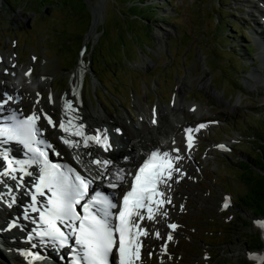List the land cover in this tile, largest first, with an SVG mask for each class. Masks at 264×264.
<instances>
[{"label": "rangeland", "instance_id": "obj_1", "mask_svg": "<svg viewBox=\"0 0 264 264\" xmlns=\"http://www.w3.org/2000/svg\"><path fill=\"white\" fill-rule=\"evenodd\" d=\"M84 1L0 0V52L4 57L16 53L20 65L36 54L32 75L36 78L41 67L53 73L56 95L70 87V71L83 62L87 103L114 114L129 109L137 119L139 101L149 116L160 101L173 105L183 83L187 110L183 125L174 121L178 132L199 119L197 110L215 121L198 133L187 175L172 194L168 211L179 227L163 264H260L243 253L260 228L241 202L252 188L238 162L251 161L264 137V62L257 41L264 40V1L104 0L99 37L88 42L92 2L98 0ZM83 43L89 46L81 55ZM48 92L43 98L52 96ZM190 102L200 108L193 112ZM19 106L30 109V98ZM223 141L231 151L216 147ZM226 191L233 200L225 209ZM245 218L249 222L241 224ZM263 247L249 251L261 257ZM143 257L144 264H161L155 253Z\"/></svg>", "mask_w": 264, "mask_h": 264}, {"label": "snow or ice", "instance_id": "obj_2", "mask_svg": "<svg viewBox=\"0 0 264 264\" xmlns=\"http://www.w3.org/2000/svg\"><path fill=\"white\" fill-rule=\"evenodd\" d=\"M31 71L29 69L25 75L30 76ZM4 72L7 75L8 69L5 68ZM11 74L15 75L14 72ZM72 95H76L75 90ZM10 103H20L19 93L0 92V113H8L0 126V184L6 189L0 192V203L9 209L14 207L18 200L14 189L29 198L23 209V219L31 220L35 225L32 229L34 235L27 237L29 243L35 236L57 250L68 248L70 264H144V240L150 235L163 239L160 229L155 226L161 220L167 221L169 212L166 206L172 204L173 185L187 175L181 167L186 156L181 154L180 148L162 150L154 147L143 153L142 160L125 155L122 157L123 166L114 158L93 156L95 148L105 153L113 150L109 131L105 127L89 133L87 125L80 122L79 109L74 107L72 100L65 98V115L58 125L63 135L59 139L72 150L76 164L87 173L84 175L69 163L50 159V153L56 157L61 153L46 136L40 121L43 115L47 124L56 128L52 116L38 114L35 110L24 115L22 110L8 107ZM191 110L196 111L195 107ZM155 117L153 109L152 124L156 123ZM207 126L200 123L195 128L184 129L187 155L190 156L195 147V134ZM115 132L122 134L119 127ZM13 144L19 147V155ZM216 147L231 151L225 144ZM81 149L86 150L87 162L82 159ZM90 165H95L99 171L93 174ZM9 180L14 183L9 184ZM97 180H106L107 188L96 190ZM228 206L226 201L223 207ZM18 227L17 219H13L6 229L0 230L11 231ZM166 227L174 232L179 225L166 223ZM260 227L264 228V223H260ZM166 240L173 241L172 232L167 233ZM161 248L167 255L168 244H162ZM21 255L27 259V264L42 260L39 253L27 249ZM253 259L264 264V257L253 256Z\"/></svg>", "mask_w": 264, "mask_h": 264}, {"label": "bare ground", "instance_id": "obj_3", "mask_svg": "<svg viewBox=\"0 0 264 264\" xmlns=\"http://www.w3.org/2000/svg\"><path fill=\"white\" fill-rule=\"evenodd\" d=\"M104 3H105L104 0H98L92 2L93 5L92 25L86 37L87 42L90 39L92 38L95 39L97 37V27L99 25V22L102 20L104 16V11H103ZM257 41L260 43V46L264 48V40L261 41V39H258ZM261 55L264 59V53H261ZM0 57L3 58V62L0 63V82H2L0 83V92H3L5 90L9 91L12 94L18 92L21 98L27 96V94H30L34 99L33 110L37 111L38 114L42 115L43 113H47L50 116H53V114L51 113L57 114V116L55 117V123L57 125L56 128H53L52 126L48 125L42 115L41 120L43 121V128L46 131V133L50 136V141L53 143L55 148L61 154H65L67 160L71 164L75 165L77 170L81 171L84 175H87V173H84L83 168L80 165L76 164L75 160L73 159L72 150L68 149L59 139V137L63 135V133L59 130L58 125L61 119L65 115L63 111L65 98L72 100L74 103V107L79 109L78 115L82 117V120L80 122L87 125V131L89 133H91L96 128H105V127L109 131L113 143V150L105 153L103 152V150L95 148L92 150L93 156L98 155L101 159L114 158L117 161V163L123 166L125 162L122 159V157L125 155L133 157L137 160H142L144 158L143 153L146 150H152L154 147H159L163 149L178 147L180 148L181 154H184L186 156V158L181 162V167L183 170H189L188 163L186 160L189 155H187L186 147L185 149L181 148L180 143L183 141V137L178 133L179 128L177 129L176 125H174V121L175 123H177V125L178 124L183 125L182 124L183 119L184 117H186V110H187V108L185 107L186 103L184 102L181 94L183 90L182 89L183 83L181 87L179 86V88L177 89L176 94H174L175 103L173 105L171 104L172 106L170 104L165 105V103L161 101L156 104V108H155L156 123L152 124L151 120L153 119V112L150 113L148 116V114L146 113L145 106L139 101V98H138L139 102L137 104V108L139 111L138 119L129 109H126L125 112H123L124 114L116 113L117 114L116 115L113 113V111L107 109L104 106L92 107L90 104H88L87 101L85 100V92H84L86 66L83 62H80L70 71V76H71L70 87H68L67 90L61 95H56L52 91V84L54 80V78H52L53 73H50L51 74L50 75L49 72L45 71L41 67V69L37 72V77L34 78V80H29V77L25 75V72H27L29 69H31L32 72L34 71L35 63L33 57H35V55L32 57V59L29 62L21 65L18 62L16 63L13 60V57H9V56L4 57L3 53L1 52H0ZM13 64L16 65L15 68L12 67ZM5 68L8 69V74L11 75L10 77H13L14 79H11L8 76V74L5 75L4 72ZM19 71L21 73H19ZM13 72L15 73V75L11 74ZM93 84L95 85V87H97L96 80H94ZM46 89L49 90V94L52 95L51 97L47 95L45 98L41 100L40 98L37 97V95H35V91L42 93ZM73 90H75L76 92L75 96L72 95ZM37 100H39V103H37ZM187 104L189 109H191L190 107L192 106L195 107L196 110L200 108L199 104H194L191 102ZM200 114L202 115V112H199V110L195 112V115L199 117L196 123H198V121L200 120L206 119L203 118L202 117L203 115L201 116ZM117 127L121 129L122 134H117L115 132V129ZM174 141L175 143H173ZM79 151L81 152L82 159H84L87 162L88 157L84 155V152L86 150L81 149ZM90 167L93 170V174L99 171V169H97L95 165H90ZM8 183L13 184V182L10 180L8 181ZM96 185H97L96 188L99 187L107 188V181L97 180ZM177 185L178 184L173 185L172 194L177 191L176 188ZM2 189H5V186L3 184H0V191ZM118 191L119 190H117V192ZM28 200L29 198L25 199L26 201L25 204H27ZM166 207H168V205ZM23 209H24L23 207H19L16 208V210L14 211H7V213L1 211L0 219L3 222H0V229H6L7 224L11 220L18 218L20 212L23 214L22 212ZM32 215L35 216L36 214H32ZM19 224H21V222H19ZM34 227L35 225L33 226V228ZM155 227H158L161 232V230L166 229L165 221L161 220L160 223L157 224ZM16 235L20 239L25 237L27 233L22 231L20 227L13 228L11 231L0 230V264H27V259L23 255H21V252L28 248L30 249V251L36 250L31 246L33 241L31 242V244L24 242L25 243L24 245L16 238L15 240H13L12 238ZM153 238L155 237L153 235H150L148 238L144 240V247L142 248V250L146 248L148 243L154 241ZM37 264H48V263H46V260H43L42 262L41 261H39V263L37 262Z\"/></svg>", "mask_w": 264, "mask_h": 264}, {"label": "trees", "instance_id": "obj_4", "mask_svg": "<svg viewBox=\"0 0 264 264\" xmlns=\"http://www.w3.org/2000/svg\"><path fill=\"white\" fill-rule=\"evenodd\" d=\"M150 3L153 4L152 1ZM152 11L153 15L155 10ZM257 144L259 148L252 152L251 161L240 160L238 162L243 169L242 172L245 175L247 185L252 188L246 195L241 196V202L243 207L250 210L253 214L264 215V173L261 171L264 170V137L263 142H258ZM251 169L253 170L252 172ZM244 222L247 223L249 220L245 218L240 221L241 224H244ZM249 245L250 247H262L264 242L259 235L257 240Z\"/></svg>", "mask_w": 264, "mask_h": 264}, {"label": "water", "instance_id": "obj_5", "mask_svg": "<svg viewBox=\"0 0 264 264\" xmlns=\"http://www.w3.org/2000/svg\"><path fill=\"white\" fill-rule=\"evenodd\" d=\"M82 2H83V4L85 5V1L84 0H82ZM7 3H9V2H7ZM10 4V3H9ZM53 4H50L49 6H52ZM86 7V6H85ZM99 34L100 33H97V37H99ZM93 39V38H92ZM93 43V42H92ZM89 45L87 44H85V43H83V46H82V48H81V55H82V52H83V50H85L86 51V48L88 47ZM90 52L91 53H93V51H94V45L92 44V45H90ZM89 52V53H90ZM263 173H264V170H261ZM262 217H264V215H262ZM251 218V222L254 224V218H252V217H250ZM262 250V254H261V257H264V247L261 249ZM256 255H258L259 256V254H256Z\"/></svg>", "mask_w": 264, "mask_h": 264}]
</instances>
